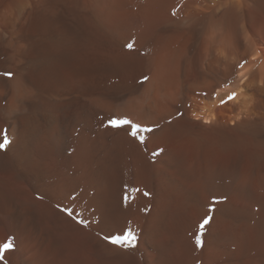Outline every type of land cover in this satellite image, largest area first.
Instances as JSON below:
<instances>
[{"label": "bare ground", "instance_id": "obj_1", "mask_svg": "<svg viewBox=\"0 0 264 264\" xmlns=\"http://www.w3.org/2000/svg\"><path fill=\"white\" fill-rule=\"evenodd\" d=\"M4 71L8 264H264V0H0Z\"/></svg>", "mask_w": 264, "mask_h": 264}, {"label": "snow or ice", "instance_id": "obj_2", "mask_svg": "<svg viewBox=\"0 0 264 264\" xmlns=\"http://www.w3.org/2000/svg\"><path fill=\"white\" fill-rule=\"evenodd\" d=\"M124 47H126L129 50H132L134 48V41L125 44ZM239 66L243 67V64L241 63ZM0 75L11 79L14 74L11 71H4L0 73ZM147 80L148 77L143 76L141 83L146 82ZM197 94L200 95L201 93H197ZM204 95H206V93H204ZM235 98H236V93L233 92L227 96L226 100L222 99L220 103L223 105ZM106 127L116 130L123 128L130 137L137 139L139 143L145 142L144 137L142 135H139L141 132L152 131V128L143 127L140 124L134 123L133 121L127 118L110 117L108 118ZM10 144L11 141L9 140L6 131L0 133V151H6L7 148L10 146ZM162 151L163 149L154 151L153 156L159 155ZM144 195L148 196L150 195V193L145 191ZM37 198H41V197H37ZM224 200H226V197L218 198L216 196H213L208 207V213L214 212L215 206L219 203H222ZM57 208L58 210L66 214L69 218L73 219L76 224L82 227H88L89 221L84 218H81V216L77 215L74 212V210L69 209L67 207H61L59 204H57ZM212 219L213 216L209 214H206L203 217H201L197 225V230L194 233H192L194 237L195 247L197 249H200L204 246V236L206 233V228L210 224ZM102 238L104 239L105 242H107L110 245L121 246L124 248H135L138 241V233L134 232L131 228L125 226L123 229L120 230L119 234L108 233V234H104ZM14 248H15L14 241L5 242L2 245H0V264H8V261L5 258V253L12 251Z\"/></svg>", "mask_w": 264, "mask_h": 264}]
</instances>
